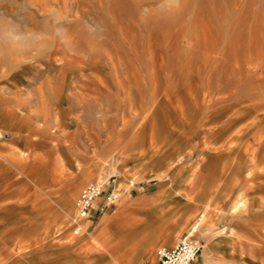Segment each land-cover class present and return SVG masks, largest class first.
Returning a JSON list of instances; mask_svg holds the SVG:
<instances>
[{"label":"rangeland","instance_id":"rangeland-1","mask_svg":"<svg viewBox=\"0 0 264 264\" xmlns=\"http://www.w3.org/2000/svg\"><path fill=\"white\" fill-rule=\"evenodd\" d=\"M262 55L264 0H0V95L55 138L61 163L85 162L63 228L86 183L122 178L121 198L93 226L126 194L145 195L155 214L140 246L196 205L194 238L216 231L235 264H264V148L255 180L241 152L245 126L264 127ZM248 90L258 93L241 112ZM160 245L148 250L154 261Z\"/></svg>","mask_w":264,"mask_h":264},{"label":"crops","instance_id":"crops-1","mask_svg":"<svg viewBox=\"0 0 264 264\" xmlns=\"http://www.w3.org/2000/svg\"><path fill=\"white\" fill-rule=\"evenodd\" d=\"M12 98L16 97L8 92L0 95V264H159L148 250L159 243L160 247H172L184 234L195 231L192 221L197 206L188 208L185 204L178 215H172L171 222H166L169 231H154L155 238L140 246L138 235L155 213L148 210L145 195L129 193L122 208L106 224L93 226L95 219L99 221L119 200L99 212L101 196L81 219L79 235L73 234L70 219L63 228L73 195L86 179L85 162L82 168L73 161L70 166L61 163L55 138L43 139L33 130L36 123L20 121ZM123 182L119 178L106 183L122 187ZM137 214L142 220L135 222ZM223 219L224 224L228 222V217ZM161 221L155 224H165ZM225 227L228 232H236L233 226ZM248 228L244 226V234ZM214 232L203 229L196 235L202 248L193 264H235L233 250L229 253L224 249V240L216 239ZM71 235L77 238L71 240ZM95 237L99 247L93 242ZM124 245L131 250L125 260L121 257ZM112 246L114 253L107 251Z\"/></svg>","mask_w":264,"mask_h":264},{"label":"built area","instance_id":"built-area-1","mask_svg":"<svg viewBox=\"0 0 264 264\" xmlns=\"http://www.w3.org/2000/svg\"><path fill=\"white\" fill-rule=\"evenodd\" d=\"M102 180L86 183L79 192L75 201V212L70 217L72 232L79 235L82 231L80 221L86 217L95 201L103 196L99 212L106 211L121 197V191ZM202 243L194 238L191 233L181 238L172 247L161 246L157 249L159 264H193L199 255Z\"/></svg>","mask_w":264,"mask_h":264},{"label":"bare ground","instance_id":"bare-ground-1","mask_svg":"<svg viewBox=\"0 0 264 264\" xmlns=\"http://www.w3.org/2000/svg\"><path fill=\"white\" fill-rule=\"evenodd\" d=\"M201 30H203V29H201ZM204 31V30H203ZM259 45V44H258ZM257 46V45H256ZM234 49V48H233ZM253 51H255V50H253ZM258 51V50H257ZM260 52V51H259ZM253 53V52H252ZM251 53V54H252ZM236 54V53H235ZM254 54V53H253ZM259 56V55H258ZM262 56H264V55H262ZM260 57V56H259ZM258 57V58H259ZM262 59H264V57H262ZM261 60V59H260ZM259 60V61H260ZM252 61V60H251ZM257 61V60H256ZM254 62V61H253ZM258 62V61H257ZM259 67H260V65H259ZM234 70H237V69H234ZM233 73V72H232ZM257 73V72H256ZM259 73V72H258ZM233 75H234V73H233ZM232 75V76H233ZM239 76V75H238ZM254 76V75H253ZM259 76V75H258ZM257 76V77H258ZM261 76V75H260ZM259 78V77H258ZM259 80H261L260 78H259ZM259 85V84H258ZM257 84H256V86H258ZM255 85H253V87H254ZM258 87H260V86H258ZM254 89V88H253ZM248 91H250V94H248L249 96H245V97H240V100L239 101H244L245 102V104H244V107L242 108L241 106H240V102L238 101L237 102V105L239 106H237V108L236 109H238L239 111L241 110V112H243V111H245V109L246 108H248V107H250V105H252L253 103H254V97H255V93H258V92H255V93H253V91H252V93H251V90H248ZM232 93H235V91L233 90L232 92H231V94ZM245 93V92H244ZM247 93V92H246ZM236 94V93H235ZM237 97H238V95H236ZM235 96V97H236ZM257 96V95H256ZM261 96V95H260ZM258 97V96H257ZM235 99H237V98H235ZM260 99V98H259ZM247 103V104H246ZM256 104V103H255ZM257 104H258V102H257ZM233 106V105H232ZM255 106V105H254ZM233 110H235V108L233 109ZM233 112V111H232ZM241 118V120L244 118V115L242 116H240ZM240 119H238V120H240ZM259 126V125H258ZM255 127L256 126H254V124H251V125H249V124H247L246 126H245V129H244V132H243V136H244V140H243V144H242V150H241V152L242 153H245L246 155H247V159H249V162L251 163V171L249 172L250 174V179L251 180H255L256 178H257V173H256V169H257V167L260 165V163H261V159H262V155L261 156H257V154L258 153H260V152H262L261 150H262V148H264V137H262L261 136V133L262 132H264V127H262V126H260L258 129H256V130H254L255 129ZM242 128V127H241ZM250 131H255L254 133H256L257 134V136L255 137V138H253V139H251V138H248L247 136H248V134H249V132ZM235 134V133H234ZM242 136V137H243ZM245 138H247V139H245ZM252 140H255V141H252ZM208 208V207H207ZM198 225H199V221L198 222H196L194 225H193V231L194 230H196L197 228H198ZM189 233H187V234H184L183 236H182V238L184 237V236H186V235H188Z\"/></svg>","mask_w":264,"mask_h":264}]
</instances>
